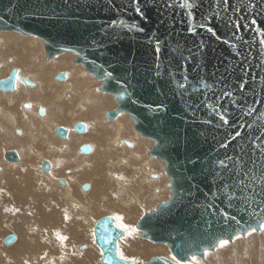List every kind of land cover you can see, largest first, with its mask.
<instances>
[{
  "label": "water",
  "instance_id": "obj_1",
  "mask_svg": "<svg viewBox=\"0 0 264 264\" xmlns=\"http://www.w3.org/2000/svg\"><path fill=\"white\" fill-rule=\"evenodd\" d=\"M182 2L142 0L141 9H151L145 19L133 0H0V32L32 35L45 42L49 58L73 54L97 80L110 78L101 91L123 98L109 119L129 114L156 144L153 153L165 162L174 188L170 202L146 215L138 229L187 264L220 240L231 242L264 223V196L258 195L264 152L257 147H264V0H189L190 9H181ZM15 80L14 71L0 90H13ZM75 131L84 133L85 126ZM56 135L65 138L67 131L57 128ZM5 161L18 162L17 153L7 152ZM42 170L51 171L50 162ZM94 236L101 264H134L119 257L125 234L115 218L99 220ZM149 264L176 262L153 258Z\"/></svg>",
  "mask_w": 264,
  "mask_h": 264
},
{
  "label": "bare ground",
  "instance_id": "obj_2",
  "mask_svg": "<svg viewBox=\"0 0 264 264\" xmlns=\"http://www.w3.org/2000/svg\"><path fill=\"white\" fill-rule=\"evenodd\" d=\"M15 33L8 34L7 32H0V51L2 50L1 40L6 39L8 36L10 37L9 43L12 46L11 50H8V53L5 51L0 53V79H2L0 81L10 78L14 71L16 75V82L13 90H0V181L9 180L8 182L12 183L13 187L14 185L17 186L15 182L20 181L24 185L21 186L25 188H34V191L37 189L46 195V184L49 182H46L43 178H48V180H51L52 183L58 185L60 188L65 187V190L67 191L65 196L66 200L70 203L72 202L74 206H77L82 213V216H80L79 213L74 215V213H71L70 210H68L71 216L74 215V218L70 221L72 222V225L70 224L71 228L68 229L66 239L62 244H60L58 237L62 234L63 229L58 226V228H53L52 232L44 231L45 228L43 225L41 226L38 223L40 217L39 221L35 223L39 226V228L36 229H41L42 227L44 229L42 228L39 230L40 232L36 230L33 232L31 231L32 233L26 237L23 244L21 242L23 239L21 240L18 236L9 235V237L14 236L15 238L10 244H7V239L5 240L6 245H11L8 249H16L17 247H21L20 249H22L20 254L14 250L15 253L10 254L9 260L16 261L18 259L19 261L14 264H30L31 262L33 264H52V261H54V259L62 252L66 264H101V251L99 252L94 246L96 245L94 236V227L96 223L105 217L112 216L114 218L120 216L123 218L122 222L124 224L129 225L131 228H139L141 220L146 215L143 213L144 215L141 216V218L139 217V222H135L133 220L135 217L132 219L131 214L138 216L139 212H143V210H146L157 203H159L160 206L167 202L169 203L173 197L174 193L169 195V188L172 185V181L168 175L167 166H163L159 161V158L155 157L153 152L156 144L151 139L142 135L137 129L136 123L130 118L127 112H119L114 120L109 119V113L120 109L118 99L123 98L122 94L105 92V96H102L101 94L90 96L89 94H92L93 92L95 93V90L93 89L94 83L90 86L89 82V87L85 90L87 98L75 105L71 108L72 110H69L65 114L64 111L67 110V104L63 99L70 94L69 89H73L79 93L84 90L88 80L86 79L87 75H89L86 73L88 71L83 65L77 63L76 55H74L76 56L74 57L73 54L69 53H64L52 58L47 56V58L44 59L42 57L46 55V52L43 51V54L41 53V55L39 54L38 49V51L32 50V53L34 54H31V57L28 58L27 51L23 46L26 44L28 47L29 42L25 43V41L18 44L17 39L23 37L30 38L32 35L20 36L18 33ZM2 34L5 35L2 36ZM31 46L32 45H30V50ZM36 46L38 47V45H35V48H37ZM7 57H13L16 61L8 60V64L6 62ZM49 68H51V70H49ZM72 73L74 74L76 81L69 83ZM34 74H36L37 77H35ZM60 74H65L66 76L63 82L58 80ZM23 78L29 80L32 87L24 85L21 82V79ZM51 78L53 79L52 82ZM91 78L96 81L93 75ZM105 79L107 80V78ZM61 87L64 89H61ZM88 95L90 96L89 98ZM117 95L119 98H116ZM40 109H43V114L40 113ZM9 110L11 112H9ZM32 112H35L36 115L31 114ZM97 122L102 124H97ZM80 123L84 124L86 127L84 133H77L74 131L75 126ZM115 127H117V129ZM57 128L67 130L65 138H60L56 135ZM115 132L117 133L115 134ZM45 134L47 136H44ZM52 136H54L55 139ZM116 137L118 138L115 140L114 138ZM126 143H129L130 146ZM85 145L90 147V152L88 154L81 152L82 146ZM153 145L154 147L152 148ZM95 146L98 148L96 149ZM12 151L18 155V162L16 163H8L5 161L6 153ZM33 152L37 154L39 160ZM46 161L51 164V171L49 173H44L41 170L43 163ZM102 169H104V172L108 174V176L105 177L104 175V178L101 181H94L91 176H93V173L95 172L101 173ZM163 169H165V171H163ZM55 171H62L66 175H71L68 180L71 182V185H73V190H70L71 185L67 183L68 180L66 181L62 178L63 176L59 175L61 178H53V176H55ZM36 174H40L43 178H37ZM165 175L168 176L170 183H167ZM71 177L75 181H72ZM17 178L20 179L16 180ZM107 178L108 180L112 179L113 182L107 181ZM62 179L65 182V186H61L63 184L60 185ZM78 182H82V184L80 183L81 186H78L80 189L75 191ZM85 184L89 185V190H82V187H84ZM14 191L16 190L14 189ZM77 192L82 196L77 195ZM9 196L12 197L11 194L8 195V197ZM89 196H91L92 199H88ZM93 198L96 200H93ZM6 200H8V204H6L8 212L6 211L7 213L3 214H6V216L9 217L14 216V218H11L12 225L10 228H16L19 221L24 222L23 227L27 226L30 220L29 218V220L23 218L20 220V217L18 216L17 219V215L22 214L25 216V212H22V210L25 211L27 208L25 207V209L20 205L22 208L21 210L19 209V206L16 208V205L10 204V201L12 200L11 198ZM14 200H16V198ZM17 200H19V198ZM45 200L49 199L47 198ZM19 202L22 203V200ZM56 202L58 204L59 199L56 200ZM13 203L15 204V202ZM1 205L0 210H2ZM23 205H25L24 201ZM52 206H50V208ZM33 208L29 209H32L33 211ZM67 209H69V207ZM35 211L36 210L33 212ZM29 212H26L27 217ZM51 212L48 213L51 214ZM93 213H98V215L93 221L91 220L92 224L90 225L87 219H89L90 215L92 216ZM31 216L33 217L32 214ZM17 220L19 221L17 222ZM137 220L138 219H136V221ZM120 222L121 221L116 220L117 224ZM32 227H34V225ZM29 229H31V227ZM257 229L260 230V228ZM5 231L7 230L5 229ZM15 232H17V230ZM45 232L47 233L46 236H35ZM123 232L125 236L119 241V253L123 252L124 256L127 258L125 260L127 261L134 262V264L136 261H139L140 264H142V255L143 259H146L152 254L148 252L146 248L143 250L144 246L142 243L145 239L143 238L144 236L141 237L139 233L145 232H142L139 229L137 232L131 234L127 231ZM13 234L15 233L13 232ZM246 234L247 233H244V235L241 234V237L246 238ZM28 237H30V247H26ZM87 239H90L93 246L90 245L89 247ZM232 242H234V238L231 240V243ZM17 243H19V245H17ZM125 244H129L130 251L123 249ZM156 245L162 246L163 250L156 251L158 252V255L153 258H166L172 260L173 256L170 258L163 257L164 255H167V252H170V255H172L171 249L168 245ZM72 246L77 247V251L73 250L71 248ZM10 252H12V250ZM30 252L32 255L31 258H29L31 255L28 256ZM213 252L211 250L205 252L204 257L195 256L196 261L204 262L205 264H210L213 258L218 261L221 256V251L219 252V255L211 256V253ZM153 258L144 264H149ZM237 261L240 264L243 262L241 259Z\"/></svg>",
  "mask_w": 264,
  "mask_h": 264
},
{
  "label": "rangeland",
  "instance_id": "obj_3",
  "mask_svg": "<svg viewBox=\"0 0 264 264\" xmlns=\"http://www.w3.org/2000/svg\"><path fill=\"white\" fill-rule=\"evenodd\" d=\"M8 34H11V33H15V32H7ZM15 34H17V33H15ZM5 34H2V36H4ZM1 36V37H2ZM21 36V35H20ZM9 36L6 38V39H4V40H1L2 41V43H1V45H2V52L0 51V53H3V51H5L6 53H8V50H11V48H12V46L10 45V43H9ZM18 40V44H20V43H22V42H25V43H28L29 42V44H28V47H27V45L25 44L24 46H23V48L24 49H26V51H29V52H31L32 50L34 51V50H36V51H38V49H39V54H43V51H45V42L43 41V40H40V39H38V38H36V37H34V36H32V37H23V38H18L17 39ZM34 44V45H33ZM30 45H32L31 46V50H30ZM35 45H38V47L37 48H35ZM19 48V47H18ZM41 54V55H42ZM4 55V54H3ZM74 56V55H73ZM74 57H76V56H74ZM11 58V59H10ZM42 58H44V59H46L47 58V54L44 56V57H42ZM77 58V57H76ZM13 59V60H12ZM8 60L10 61H16V59L15 58H13V57H7V59H6V62L9 64V62H8ZM15 63V62H14ZM2 68H3V64H2ZM86 69V68H85ZM49 70H51V68H49ZM87 70V69H86ZM85 70V71H86ZM86 73H88L89 75H87V77H86V79H88L87 80V83H86V85H85V88H84V90L81 92V93H79V92H77V91H75V90H73V89H69L70 90V94L66 97V98H64L63 99V101L67 104V110H65L64 112H68L69 110H71V108H73L75 105H77V104H79L80 102H82L83 100H85L87 97H86V92H85V90H87L88 89V87H89V82H90V86H91V84L92 83H94V87H93V89L95 90V93L93 92L92 94H89L90 96H97V94L98 95H102V96H105V92H102L101 91V87L105 84V82L107 81V80H109L110 78H107V80L106 79H102V80H100V82H99V80H97L95 77H94V79H96V81H94L91 77H92V74H90L89 72H86ZM86 76V75H85ZM0 80H2V79H0ZM91 80V81H90ZM53 81V79L51 78V82ZM76 81V79H75V76H74V74L72 73L71 74V77H70V81H69V83H73V82H75ZM70 86H71V84H70ZM61 89H64L63 87H61ZM75 89H77V88H75ZM78 90H79V88H78ZM88 95V98L90 97ZM116 98H119L118 97V95L116 96ZM12 101H14L13 99H11ZM45 106V105H44ZM9 112H11L10 110H9ZM110 112V111H109ZM108 113V112H107ZM31 114H33V115H36L35 114V112H32ZM117 123V122H116ZM72 124V123H71ZM116 129H117V127H115ZM117 132H115V134H116ZM140 134V133H139ZM44 136H47L46 134L44 135ZM140 136V135H139ZM53 138H54V136H52ZM119 137V136H118ZM118 137H116V138H114L115 140L118 138ZM142 137V136H141ZM55 139V138H54ZM149 139V138H148ZM112 140V139H111ZM110 140V141H111ZM110 141H109V143H110ZM96 147V149L98 148L97 146H95ZM154 147V145L152 146V148ZM108 149V148H107ZM4 150H6V149H4ZM146 152H147V150H146ZM33 154L35 155V156H37V154H35L34 152H33ZM76 154L78 155V153L76 152ZM146 155V154H145ZM37 159L39 160V158H38V156H37ZM159 161L162 163V165L163 166H166V164H165V162L164 161H162V160H160L159 159ZM163 171H165V169H163ZM104 174H103V173ZM102 172L100 173V172H98V173H93L94 175L93 176H91V178H93L94 179V181H101L103 178H104V175H105V177H107L108 176V174H106L105 172H104V169H102ZM37 175V178H43L40 174H36ZM55 176H53V178H55V179H57V178H61V176H63L62 178L63 179H65L66 181L68 180V178H70V176L71 175H66L65 173H63L62 171H55V174H54ZM59 175H61V176H59ZM103 175V176H102ZM65 176V177H64ZM166 176V175H165ZM72 177H75V176H72ZM72 177H71V179H72ZM154 178V177H153ZM18 179H20V178H17L16 180H18ZM43 179H45V181L46 182H49V183H47L46 184V189H47V192H46V195L45 194H43L41 191H39V190H37L36 189V191H34L35 189L34 188H30V187H28V188H25V187H23L24 185L20 182V181H17V182H15V184H17V186L16 185H14V187H13V184L12 183H9L8 181H0V205L1 204H3V205H1V209L2 210H0V264H14V263H16L17 261H19L17 258V260L16 261H11V260H9L10 258H9V256H10V254L11 253H15L14 252V250L18 253V254H20L21 252H22V249H20L21 247H17L16 249H14V248H12L11 250H12V252H10L11 250L10 249H8V248H10L11 247V245L9 246V245H6V243H5V240L9 237V235H14V236H18L19 237V239H23L21 242H22V244L25 242V240H26V237L29 235V234H31L34 230H36V231H39V230H41L43 227L45 228H43L44 229V231H46V232H52V230H53V228H58V226H59V228H61V229H63V232H62V234L58 237V240H59V242H60V244H62V242L65 240V239H60V237H65L66 238V235H67V232H68V229L69 228H71V225H72V222H70L71 221V219L72 218H74V215H76V214H80V216H82V213L80 212V210L77 208V206H74V204H72V202L70 203V202H68L67 200H66V198H65V196H66V194H67V191L65 190V187H59L58 185H56V184H54V183H52L51 182V180H48V178H43ZM22 180V179H21ZM48 180V181H47ZM107 181H109V182H113V180L112 179H110V180H108V178L106 179ZM72 181H75V180H73L72 179ZM166 181H167V183H170V181H169V178H168V176H166ZM51 182V183H50ZM21 183V184H20ZM67 183L68 184H70L71 185V182L68 180L67 181ZM82 184V182H78L77 183V186H76V190L75 191H77L78 189H80L78 186H81V184ZM19 184V185H18ZM54 184V185H53ZM21 185H23V186H21ZM85 185H88V184H85ZM159 187H161L159 184H157ZM56 186H58V187H56ZM73 185H71V189L70 190H73V187H72ZM84 186V185H83ZM16 190V191H14V189ZM83 188L84 187H82V190H83ZM11 189H13V190H11ZM19 189V190H18ZM169 190H170V193H169V195H171V194H173L174 193V191H173V187H172V185H171V187L169 188ZM10 191V192H9ZM22 191V192H21ZM12 195V197H8V195H10L9 193ZM18 192V193H17ZM40 192V193H39ZM89 192V191H88ZM88 192H86V193H88ZM8 193V194H7ZM13 193V194H12ZM50 193V194H49ZM55 193V194H54ZM58 193V194H57ZM80 193H81V191H80ZM79 192H77V195H81ZM7 194V195H6ZM60 194V195H59ZM26 195V196H25ZM43 195V196H42ZM56 197H55V196ZM59 195V196H58ZM36 196H38V197H36ZM46 196V197H45ZM51 196V197H50ZM71 196V195H70ZM82 196V195H81ZM16 198V200H14L15 198ZM31 197V198H30ZM40 197H41V200H40ZM45 197V198H44ZM8 198H11L12 200L10 201V204L12 205H16V208H18V206H19V209H21L22 210V208L21 207H26L25 209V211H23L22 210V212H25V216L24 215H17V219H18V216L20 217V220H21V218H23V219H28L29 220V223H28V225L27 226H25V227H23L24 226V222H20L19 220H17V225H16V228H10L11 227V218H14V216H11V217H9V216H6V214H3V213H7L8 212V209L6 208V204H8V200H6V199H8ZM19 198V200H17ZM25 198V199H24ZM29 198H30V200H29ZM44 198V199H43ZM49 199V200H45V199ZM52 199H53V201H52ZM58 200L59 199V203L57 204V202H56V200ZM81 199V198H80ZM88 199H92V197L91 196H89L88 197ZM94 200H96L95 198H93ZM14 200V201H13ZM20 200H22V203L21 202H19ZM81 200H83V199H81ZM23 201H24V204L25 205H23ZM41 201H43V202H41ZM61 201V202H60ZM6 202V203H5ZM13 202H15V204L13 203ZM18 202V203H17ZM26 202V203H25ZM28 202V203H27ZM49 202V203H48ZM68 202V203H67ZM43 203V204H42ZM46 205H45V204ZM18 204V205H17ZM35 204V205H34ZM37 204H39V205H37ZM50 204V205H49ZM168 204V202L167 203H165V204H163V205H167ZM20 205H21V207H20ZM53 205V206H52ZM30 206V207H29ZM32 206V207H31ZM39 206V207H38ZM50 206H52L51 208H50ZM57 206V207H56ZM131 206V205H130ZM155 206V207H154ZM154 206H150L149 208H147L146 210H143V212H139V214H138V216L137 215H134V214H131V217H132V219L135 221V222H139V217L141 218V216H143L144 214L145 215H147V214H151V213H153V212H155L159 207H160V204L159 203H157V204H155ZM34 207V208H33ZM45 207V208H44ZM54 207V208H53ZM69 207V209H67ZM152 207V208H151ZM6 208V209H5ZM29 208H33V211L34 210H36L35 212H37V213H35V212H33L32 211V209H29ZM42 208V209H41ZM50 208V209H49ZM56 209V210H55ZM28 210V211H27ZM39 210V211H38ZM58 210V211H57ZM68 210H70V212L71 213H74V215L73 216H71V214L68 212ZM5 211V212H4ZM7 211V212H6ZM29 211H31V212H29ZM41 211V212H40ZM45 211V212H44ZM52 211V212H51ZM56 211V212H55ZM26 212H29V215H28V217H27V215H26ZM33 212V213H32ZM40 212V213H39ZM48 212H51V214L50 213H48ZM146 212V213H145ZM149 212V213H148ZM151 212V213H150ZM34 213H35V215H34ZM144 213V214H143ZM31 214L33 215V217L31 216ZM55 214H57V215H55ZM37 215H38V217H37ZM44 218H42L41 216ZM54 215V216H53ZM60 215V216H59ZM97 215H98V213L96 214V213H93V215L91 216L90 215V218L89 219H87L88 221H89V224L91 225L92 224V221H93V219H95L96 217H97ZM128 215H129V213H128ZM22 216H24V217H22ZM15 217H16V215H15ZM31 217V218H30ZM34 217H37V218H34ZM39 217H40V221H39ZM112 217V216H111ZM35 220H34V219ZM52 218H53V220H52ZM115 218V217H114ZM7 219V220H6ZM58 219H60V220H58ZM136 219H138L137 221H136ZM92 220V221H91ZM116 220V219H115ZM32 222V224L34 225V227H32L33 225L31 224V222ZM39 221V222H38ZM63 221V222H62ZM36 222H38L41 226L43 225V227L41 228V229H36V228H39V226L38 225H36L35 223ZM6 223V224H5ZM37 223V224H38ZM56 223V224H55ZM61 223V224H60ZM9 224V225H8ZM23 224V225H22ZM71 224V225H70ZM3 225V226H2ZM19 225V226H18ZM36 225V226H35ZM61 225H63V226H61ZM21 226H22V228H21ZM31 227V229H29L30 227ZM48 226V227H47ZM57 226V227H56ZM4 227V228H3ZM21 228V230H20V228ZM47 227V228H46ZM7 228H10V229H7ZM5 229L7 230V231H5ZM27 229V230H26ZM136 229V231L135 232H137L138 231V228H135ZM17 230V232H15ZM12 231V232H11ZM32 231V232H31ZM11 234H10V233ZM13 232L15 233V234H13ZM19 232V233H18ZM40 232V231H39ZM40 233L39 235H35L36 237H38V236H46L47 235V233ZM6 233V234H5ZM26 235H25V234ZM247 234H246V238H242L241 237V234H239L238 236H236V237H234V242H229L227 245H225V246H223V247H221L220 246V243L219 244H217L211 251L213 252L214 251V249H215V251L213 252V253H211V256H215V255H219V252H220V254H221V256H220V259H218V261L215 259V258H213V260H212V262L210 263V264H240V263H238V261L237 260H242L243 262L241 263V264H258V263H262V264H264V246H263V244H264V232H262V231H260L259 229H257L255 232H253L251 235H249L248 233L249 232H246ZM2 234V235H1ZM144 234V235H143ZM5 235V236H4ZM139 235L142 237V236H144L143 238L145 239V240H143L144 242L142 243L143 244V250H144V248H146L147 250H148V252H150V253H152L151 255H150V257H148V258H146V259H143V255H142V264H144V263H146L147 261H149L151 258H153V257H155V256H157L158 255V252H156V251H161V250H163V247L162 246H157L156 244H153V242H151L150 241V239L147 237V235H146V233H139ZM23 237V238H22ZM237 237H239V238H237ZM29 238L30 237H28L27 239V246L26 247H28L29 246ZM148 241H147V240ZM247 240V241H246ZM248 240H249V242H248ZM21 242H20V244H21ZM87 242H89V247H90V245L91 246H93L92 245V243L90 242V239H87ZM244 242V243H243ZM246 243V244H245ZM4 244V245H3ZM76 244V243H75ZM17 245H19V243H17ZM127 245V246H126ZM129 244H125V246L124 247H127V248H124L123 247V249L124 250H126V251H130V246H128ZM231 245V246H230ZM97 249H98V251L100 252V249L96 246V245H94ZM13 247V246H12ZM30 247V246H29ZM77 247H78V245H77ZM77 247H75V246H72L71 248L73 249V250H75V251H77ZM219 247H220V249H219ZM225 247V248H224ZM223 248V249H222ZM235 248V249H234ZM237 249H238V251H237ZM251 249V250H250ZM225 250H227V251H225ZM248 250H249V252H248ZM155 251V252H154ZM208 251H210V250H207V251H205V252H208ZM218 251V252H217ZM216 252V253H215ZM222 252H223V254H222ZM224 252H225V254H224ZM236 252H238V253H236ZM101 253V257H102V252H100ZM124 253H127V252H124ZM169 253V254H168ZM235 253H236V255H235ZM248 253H250V254H248ZM31 255V252L29 253V255L28 256H30ZM170 252H167V255H164L163 257H171L172 255H170ZM247 255H248V257H247ZM251 256V257H250ZM32 257V255L29 257V258H31ZM161 257V256H160ZM193 257H191L190 259V262L189 263H187V264H195L196 262L195 261H193V259H192ZM249 258H251V259H249ZM36 259V258H35ZM223 261V262H222ZM246 263H245V262ZM193 262V263H192ZM30 264H33L32 262L30 263ZM52 264H66V262H65V259H64V254L61 252V254L58 256V257H56L55 259H54V261H52ZM198 264H205L204 262H198Z\"/></svg>",
  "mask_w": 264,
  "mask_h": 264
},
{
  "label": "snow or ice",
  "instance_id": "obj_4",
  "mask_svg": "<svg viewBox=\"0 0 264 264\" xmlns=\"http://www.w3.org/2000/svg\"><path fill=\"white\" fill-rule=\"evenodd\" d=\"M133 2L136 4V7H135V9H134L135 12L138 13V14H140L141 17H144L145 19H147V14H146V13L150 14L151 9L142 10L141 7L139 6L140 3L142 2V0H133ZM222 2H223V4H225V5L228 4V0H222ZM169 7H171V5H169ZM179 7H180L181 9H190V8L193 7V5L189 2V0H183V2L179 4ZM253 7H254V5H253ZM121 23H123V22H121ZM251 24L255 25V24H256V21H255V20H252V21H251ZM201 26L203 27V25H201ZM234 27H235V28H240L241 25L237 22V23H235ZM143 30H144L143 28H140V31H143ZM207 30H208L209 32H212V33L215 35L214 30H213L212 28H208ZM260 43H261V44H264V39H261ZM157 51H159V47H158V46H157ZM185 79H187V77H185ZM7 83H8L9 85H11L12 81L9 80ZM240 88H241V90H243V88H244V83H241V84H240ZM224 95H225V96H231V93H230V92H225ZM220 119H221V121H223L224 124H227V123H228V119H226V117H225L224 114H221V115H220ZM235 135H236V136H239L240 133L237 132ZM257 139H259V137H258ZM221 147H227V144H222ZM257 147L260 148V151H261V152H264V147H261L260 145H257ZM229 159H231V157H229ZM218 163H219V165H220L222 168H225V169L228 168V165L225 163L224 160H220V161H218ZM239 183L243 185V180H241ZM244 187H247V185H244ZM260 187H261V192H260L258 195L264 196V181L261 182ZM230 199H231V197H230ZM261 204H264V200H261ZM260 212H261V213H264V207H261V208H260ZM225 215L227 216V213H225ZM115 219H116L117 221H121L120 223L117 224V227H118L119 229H121V230H123V231H127V232H129L130 234L136 231L135 228H131L129 225L124 224V223L122 222V220H123L122 217L117 216V217H115ZM232 219H235V217H232ZM255 231H256L255 228H250L248 234L251 235V234H252L253 232H255ZM260 231L264 232V223H261V224H260ZM237 238H239V237H237ZM60 239L63 240V239H66V238H65V237H60ZM107 242H108V241H105V243H107ZM228 243H229L228 240H220V246H221V247L227 245ZM119 257H120L121 260H125V259H127V258L124 256L123 252H120V253H119ZM192 259H193V261H196V257H195V256H193ZM172 260H174V261L176 262V264H180V260H177L176 256H173V257H172ZM135 264H140V262H139V261H136ZM196 264H198V261H196Z\"/></svg>",
  "mask_w": 264,
  "mask_h": 264
},
{
  "label": "crops",
  "instance_id": "obj_5",
  "mask_svg": "<svg viewBox=\"0 0 264 264\" xmlns=\"http://www.w3.org/2000/svg\"><path fill=\"white\" fill-rule=\"evenodd\" d=\"M27 54H28L27 57L30 58V57H31V54H34V53H32V51H31V52L27 51ZM2 55H3V54H2ZM34 76L37 77L36 74H34ZM61 82H63V81H61ZM71 110H72V109H71ZM64 113L66 114L67 112H64ZM97 124H102V123L97 122ZM12 152H14V151H12ZM93 200H94V199H93ZM93 200H92V201H93Z\"/></svg>",
  "mask_w": 264,
  "mask_h": 264
},
{
  "label": "flooded vegetation",
  "instance_id": "obj_6",
  "mask_svg": "<svg viewBox=\"0 0 264 264\" xmlns=\"http://www.w3.org/2000/svg\"><path fill=\"white\" fill-rule=\"evenodd\" d=\"M61 75V74H60ZM65 75V74H64ZM66 77V76H65ZM82 124V123H81ZM84 125V124H83ZM86 128V127H85ZM66 130V129H65ZM67 131V130H66ZM74 131H75V128H74ZM76 132V131H75ZM88 146V145H87ZM83 147V146H82ZM42 170V169H41ZM43 171V170H42ZM44 172V171H43ZM50 172V171H49ZM48 172V173H49ZM45 173V172H44ZM63 180V179H62ZM62 180L60 181V182H62ZM61 185V184H60ZM61 186H63V185H61ZM86 186H89V185H85L84 186V188L86 187ZM84 188H83V190H84ZM89 189H90V187H89ZM89 189H87V190H89ZM117 224V223H116Z\"/></svg>",
  "mask_w": 264,
  "mask_h": 264
}]
</instances>
